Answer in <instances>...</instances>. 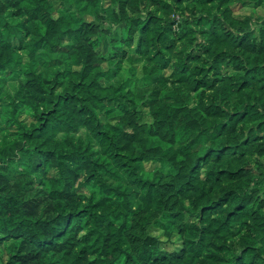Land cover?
Returning a JSON list of instances; mask_svg holds the SVG:
<instances>
[{
	"label": "trees",
	"instance_id": "1",
	"mask_svg": "<svg viewBox=\"0 0 264 264\" xmlns=\"http://www.w3.org/2000/svg\"><path fill=\"white\" fill-rule=\"evenodd\" d=\"M0 264H264V0H0Z\"/></svg>",
	"mask_w": 264,
	"mask_h": 264
},
{
	"label": "rangeland",
	"instance_id": "2",
	"mask_svg": "<svg viewBox=\"0 0 264 264\" xmlns=\"http://www.w3.org/2000/svg\"><path fill=\"white\" fill-rule=\"evenodd\" d=\"M124 27H125V24H124V23H123V24L116 25V26L114 27V32L121 31ZM142 66H143L142 63H139V64H138V70H139V73H140V74H141V72H142ZM196 114H197L198 116L200 115V114L197 113V112H196ZM147 119H148V118H147ZM149 120H150V118H149ZM148 165H149L150 167H160V166H161L158 162H150V163H148ZM168 177L170 178V175H169Z\"/></svg>",
	"mask_w": 264,
	"mask_h": 264
}]
</instances>
